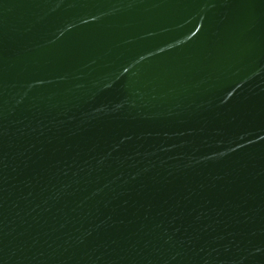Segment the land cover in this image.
Masks as SVG:
<instances>
[{"label": "water", "instance_id": "1", "mask_svg": "<svg viewBox=\"0 0 264 264\" xmlns=\"http://www.w3.org/2000/svg\"><path fill=\"white\" fill-rule=\"evenodd\" d=\"M0 264H264V0H0Z\"/></svg>", "mask_w": 264, "mask_h": 264}]
</instances>
